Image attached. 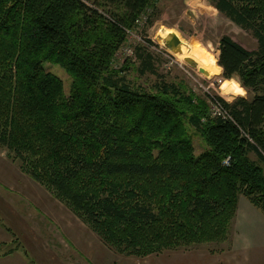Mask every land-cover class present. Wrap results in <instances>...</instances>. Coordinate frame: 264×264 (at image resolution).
Here are the masks:
<instances>
[{
  "label": "trees",
  "instance_id": "trees-1",
  "mask_svg": "<svg viewBox=\"0 0 264 264\" xmlns=\"http://www.w3.org/2000/svg\"><path fill=\"white\" fill-rule=\"evenodd\" d=\"M211 2L257 41L218 43L222 77L250 98L136 84L130 67L157 75L141 45L135 68L114 66L154 0H0V147L121 254L224 242L240 196L264 214V0ZM46 63L69 74L68 93Z\"/></svg>",
  "mask_w": 264,
  "mask_h": 264
},
{
  "label": "rangeland",
  "instance_id": "rangeland-1",
  "mask_svg": "<svg viewBox=\"0 0 264 264\" xmlns=\"http://www.w3.org/2000/svg\"><path fill=\"white\" fill-rule=\"evenodd\" d=\"M149 17L151 21H148ZM170 34H177L204 64H214L213 71L204 74L197 64L191 66L187 62L192 58L170 50L165 43ZM222 35L230 36L249 50L258 46L251 31L239 27L220 13L211 0H154V8L148 9L136 28L128 32L113 64L120 67L129 60L130 66L135 68L139 64L135 50L141 45L153 53L157 75H140L130 67L127 76L136 84L150 85L164 78L181 83L199 96L216 95L228 102L238 96L250 98L252 92L240 86L238 77L227 80L232 94L222 93L221 86L226 79L217 63L218 43ZM45 67L61 78L64 91L68 93L71 85L69 74L56 64L46 63ZM193 144L196 155L205 147L197 135L193 136ZM0 194H8L7 197L0 196V220L8 217V250L23 254L25 264H180L189 256L227 251V242H211L143 257L121 254L46 186L24 172L20 162L2 147ZM244 222L240 219V223ZM260 257H264V249Z\"/></svg>",
  "mask_w": 264,
  "mask_h": 264
},
{
  "label": "crops",
  "instance_id": "crops-1",
  "mask_svg": "<svg viewBox=\"0 0 264 264\" xmlns=\"http://www.w3.org/2000/svg\"><path fill=\"white\" fill-rule=\"evenodd\" d=\"M252 155V159L260 160L255 153ZM0 196L7 197L8 194ZM244 198L240 196L238 199L227 239L221 242H227V251L189 256L180 264H264V257H260L264 249V214ZM240 219L245 222L240 223ZM231 226L234 228L231 229ZM7 227L8 217L5 216L0 220V264H25L23 254L8 250Z\"/></svg>",
  "mask_w": 264,
  "mask_h": 264
},
{
  "label": "bare ground",
  "instance_id": "bare-ground-1",
  "mask_svg": "<svg viewBox=\"0 0 264 264\" xmlns=\"http://www.w3.org/2000/svg\"><path fill=\"white\" fill-rule=\"evenodd\" d=\"M179 41L180 44L172 51H174V53H179V54H183L185 55V57H189L192 58L196 64L197 67L200 69L202 68L204 70V74H210L213 71V65L212 63H203L201 61L200 58H198L197 56H195V54L193 53L192 49L189 48L184 42H182V40L179 38V36L177 34H175ZM164 38V37H163ZM229 82L226 80L224 83H222V93H224L225 95H230L232 94V89L229 88Z\"/></svg>",
  "mask_w": 264,
  "mask_h": 264
},
{
  "label": "water",
  "instance_id": "water-1",
  "mask_svg": "<svg viewBox=\"0 0 264 264\" xmlns=\"http://www.w3.org/2000/svg\"><path fill=\"white\" fill-rule=\"evenodd\" d=\"M165 43L170 50H174L180 44V41L175 34H170L169 37L165 40ZM187 62L191 66H196V62L194 60L188 59ZM199 71L204 72L202 68H200Z\"/></svg>",
  "mask_w": 264,
  "mask_h": 264
},
{
  "label": "built area",
  "instance_id": "built-area-1",
  "mask_svg": "<svg viewBox=\"0 0 264 264\" xmlns=\"http://www.w3.org/2000/svg\"><path fill=\"white\" fill-rule=\"evenodd\" d=\"M209 114L211 117H218L223 115L221 104L216 100H209Z\"/></svg>",
  "mask_w": 264,
  "mask_h": 264
}]
</instances>
